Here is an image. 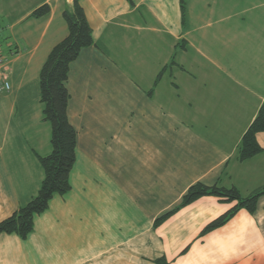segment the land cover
Wrapping results in <instances>:
<instances>
[{
  "label": "crops",
  "instance_id": "obj_1",
  "mask_svg": "<svg viewBox=\"0 0 264 264\" xmlns=\"http://www.w3.org/2000/svg\"><path fill=\"white\" fill-rule=\"evenodd\" d=\"M73 1L28 3L0 32L12 84L0 98V222L44 179L38 155L51 152V127L39 75L68 35ZM133 2L81 1L95 45L67 82L72 190L26 240L0 236V264H264V196L255 215L240 210L206 233L236 202L204 196L155 225L197 183L243 196L264 186V152L238 159L264 104V0H185V21L181 0ZM44 4L51 13L31 18ZM257 142L264 149V132Z\"/></svg>",
  "mask_w": 264,
  "mask_h": 264
},
{
  "label": "trees",
  "instance_id": "obj_2",
  "mask_svg": "<svg viewBox=\"0 0 264 264\" xmlns=\"http://www.w3.org/2000/svg\"><path fill=\"white\" fill-rule=\"evenodd\" d=\"M82 0L73 1L72 11H65L63 17L68 26V35L57 43L44 62L40 75V100L43 105V120L51 127V152L46 156L38 155L44 170V179L40 189L26 205L21 206L10 217L0 222V236L15 234L26 240L34 231L35 218L49 209L56 195L64 196L71 192V172L77 160V131L68 116L70 92L67 87L71 64L75 62L82 50L95 45L93 30L87 19ZM134 5L133 0H127ZM186 3L181 0L183 21L186 18ZM51 13L49 4L36 8L31 18L41 19ZM164 68L158 75L160 80ZM264 132V104L245 132L238 149V159L246 161L264 152L257 142V134ZM204 196H215L221 201L236 205L225 215L210 223L204 233L223 226L240 210H247L255 215L259 200L264 196V186L249 196H243L236 188H225L218 184L207 186L203 183L192 185L177 208L156 220L158 226L179 208L186 206ZM159 264H167L163 259Z\"/></svg>",
  "mask_w": 264,
  "mask_h": 264
},
{
  "label": "rangeland",
  "instance_id": "obj_3",
  "mask_svg": "<svg viewBox=\"0 0 264 264\" xmlns=\"http://www.w3.org/2000/svg\"><path fill=\"white\" fill-rule=\"evenodd\" d=\"M21 1L23 2V0ZM30 1L31 0H25L24 3L22 2L18 3L17 0H0V32L3 29L7 30V28H10L12 21L15 19V17L18 16L17 12H22L24 8H28L29 4H34L38 0L29 3ZM4 48L5 45L2 44L3 54L8 58L9 51H4ZM6 93L9 92H5V93L0 92V98L4 97Z\"/></svg>",
  "mask_w": 264,
  "mask_h": 264
},
{
  "label": "built area",
  "instance_id": "obj_4",
  "mask_svg": "<svg viewBox=\"0 0 264 264\" xmlns=\"http://www.w3.org/2000/svg\"><path fill=\"white\" fill-rule=\"evenodd\" d=\"M9 59L3 54L2 45L0 44V92H10L12 89V84L10 82L9 75L6 71V66Z\"/></svg>",
  "mask_w": 264,
  "mask_h": 264
}]
</instances>
